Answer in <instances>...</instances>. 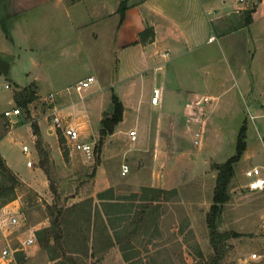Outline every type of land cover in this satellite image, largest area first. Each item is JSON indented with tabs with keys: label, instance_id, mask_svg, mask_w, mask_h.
Returning a JSON list of instances; mask_svg holds the SVG:
<instances>
[{
	"label": "rangeland",
	"instance_id": "obj_1",
	"mask_svg": "<svg viewBox=\"0 0 264 264\" xmlns=\"http://www.w3.org/2000/svg\"><path fill=\"white\" fill-rule=\"evenodd\" d=\"M258 1L250 0V5L256 6ZM52 2L22 13L17 0H0V49L6 51L0 52V57L10 63L8 73H0V155L36 192L32 201H24L25 193H21L0 207V249L5 245L18 252L7 260L0 259V264H53L36 240L28 247L20 242L31 229L35 232L49 225L48 204L69 205L88 196L97 201V189L105 185L112 186L119 197L139 192L141 186L177 190V195L159 205L154 224L150 220L144 234L132 240L131 248L141 262L191 264L197 260L195 243L204 255L209 254L206 215L216 177L212 165L235 154L242 126L246 148L234 166L230 198L217 222L219 230L239 235L229 238L222 264H264L260 227L264 222V189L249 190L244 176L248 167L264 166V141L260 138L264 136V116H258L264 113V18L249 31H233L203 47L171 53L159 70L124 80V73L132 70L118 72L117 59L113 61L118 55H113L111 42L118 12L107 6L106 10L94 11L96 0H61L70 4L67 11L53 7ZM250 35L255 36V50ZM90 61L100 64L99 79L96 77L80 93L69 89L67 94L49 83V79L58 78L60 69L67 72L59 76L60 83L73 81L84 72L82 62ZM153 85L162 91V101L155 107L149 105ZM23 88L33 90L35 99L27 109L13 103L20 109L16 122L4 119L3 111L11 106L14 92ZM204 96L208 102L190 105L183 113L186 97L199 100ZM113 98L122 106L121 120L114 124L109 121L116 113ZM51 101L62 126H74L95 147L93 159L72 150L66 140L67 159L63 158L58 129L47 115ZM139 112L133 128L137 137L130 141L128 131ZM191 114L193 118H188ZM31 122H36L40 145L48 154V177L39 165ZM195 131L200 132L197 144L193 142ZM23 145L28 148L26 152ZM123 163L129 166L125 175L120 173ZM260 170L264 176V167ZM12 216L17 218L14 225L8 223ZM252 253L260 255L259 261L251 258ZM98 264L127 263L118 245H113Z\"/></svg>",
	"mask_w": 264,
	"mask_h": 264
},
{
	"label": "trees",
	"instance_id": "obj_2",
	"mask_svg": "<svg viewBox=\"0 0 264 264\" xmlns=\"http://www.w3.org/2000/svg\"><path fill=\"white\" fill-rule=\"evenodd\" d=\"M125 9V0H122L117 8L118 24L122 22ZM147 36H153L151 28L138 32L137 41L144 42ZM35 97L36 93L26 88L14 92L13 96L17 105L26 109ZM113 101L116 113L108 120L114 124L121 120L122 106L116 98H113ZM31 126L36 136V148L40 153L39 165L48 177V170L45 167L48 154L40 145L36 122H31ZM4 127L2 125L1 128ZM104 132L105 130L100 131L98 149ZM57 138L63 158L67 159L65 139L60 130L57 132ZM245 148V126H242L238 132L235 154L222 163L212 165L216 177L212 203L206 215L210 253L204 255L195 243L193 250L197 260L191 264H222L229 250V238L239 235L235 231L219 230L217 222L218 215L230 198L229 189L234 176V166ZM94 170L93 166L90 173L93 174ZM21 193L26 195L24 201H32L35 198L33 195H36V192L7 166L0 155V207L15 200ZM128 195L116 196L114 188L110 186L96 193L97 201L88 196L69 205L48 204L49 225L35 230V240L47 251L48 259L53 261V264H98L102 254L113 245H118L127 264H146L133 252L132 240L144 234L143 230L149 228L151 221L154 224L159 205L171 195H177V190L141 186L139 192H131ZM17 253L16 251L15 254Z\"/></svg>",
	"mask_w": 264,
	"mask_h": 264
},
{
	"label": "crops",
	"instance_id": "obj_3",
	"mask_svg": "<svg viewBox=\"0 0 264 264\" xmlns=\"http://www.w3.org/2000/svg\"><path fill=\"white\" fill-rule=\"evenodd\" d=\"M121 1L122 0L119 1V4ZM50 2L52 1L17 0V6L21 12L24 13L26 10ZM52 3L53 7L64 9L66 11L70 6V4H65L61 2V0H56ZM119 4L118 2H115V0H96L95 4L93 3V6H91L94 11L106 10V6L109 10L111 8L112 11H117V5L119 6ZM125 4L126 9L124 11L122 22L117 24L116 28L113 29L111 38L113 55L116 52L118 55V58L114 57L115 55L113 56V61H116L117 59L116 68H118V72L122 73V71L126 69L132 70L128 71L127 74L123 71L125 74L123 75L124 80H131L143 73L159 70L163 64L169 61V54L171 53L176 54L185 48L195 49L203 47L215 41H219V39L224 38V36L233 31H241L244 29L249 31L250 27L258 19L264 18V0H259L256 6H251L250 0H247L243 6L238 5L235 0H125ZM78 5L80 4H77V6ZM236 7L241 8L240 13L234 11ZM114 26L115 24L113 27ZM146 28L152 29L153 36H147L144 42L137 41V33ZM215 30L218 31V35H216ZM247 34H250V32ZM254 35L252 37L250 35V38L254 43L255 50ZM0 52L5 53L6 51L0 49ZM105 53L108 57L109 54H107V52ZM106 56L104 55V57ZM81 66L84 68V72L80 74L79 77L74 78L73 81L68 80L60 83L59 81L62 79L59 78V76L67 74L65 70L60 69L56 72L57 75L59 74L58 78L54 77L52 80L49 79V83L51 82L52 85L56 84L57 87L61 88L59 90H63L69 94V92L66 91L69 82L74 83L89 75L94 76L96 81V77L100 74L98 73L100 64L90 61L82 62ZM9 69L10 63L8 71ZM91 70H95L97 74H94ZM153 87H158L160 89L159 102L157 104H151L149 101V105L155 107L162 101V91L161 87L157 85H153ZM189 99L191 100V98H185L186 102L183 108V113L184 109H187ZM13 103L15 104L14 98L12 99L11 106L6 107L5 109L17 107L13 105ZM51 106H56L53 101L49 103V107ZM139 115L140 112L138 115H135V123L130 125V129L135 128V124L139 121ZM258 116H264V113L258 114ZM18 117L19 115L11 121L16 122ZM48 131L51 133L53 130L49 129ZM79 139L85 141L80 133ZM253 166H255V164ZM263 167L264 166H261L260 169ZM156 187L172 189L162 185ZM106 188H108L107 185H105L104 188L97 190L101 191ZM257 256L256 259L259 261L260 255Z\"/></svg>",
	"mask_w": 264,
	"mask_h": 264
},
{
	"label": "built area",
	"instance_id": "obj_4",
	"mask_svg": "<svg viewBox=\"0 0 264 264\" xmlns=\"http://www.w3.org/2000/svg\"><path fill=\"white\" fill-rule=\"evenodd\" d=\"M245 0H235V2L240 5L244 2ZM236 13L241 12L240 7H236L234 9ZM95 81L94 76H86L83 79L78 80L76 83L69 85L66 87L67 90L69 89H74L76 92L80 93L84 88L88 87L92 82ZM4 87L7 88L8 84H4ZM50 97H53V94L49 95ZM159 96H160V89L158 87H152L151 89V94H150V102L151 104H157L159 102ZM209 98L204 96L202 99L200 98L199 100H193L191 99V104H187L188 109H190V105H195V107L202 103V102H208ZM51 111L47 114L50 116L51 121L54 124V127L62 133L64 136V139L66 140V143L70 146V148L74 151H77L80 153L85 159L91 160L94 157V146L87 142L79 139V132L77 129L72 126L68 125L63 127L61 123V119L59 118L57 114V109L53 106L50 107ZM193 110V109H192ZM20 114V109L18 107H14L11 109H5L3 111V117L8 119V120H13L17 115ZM188 118H193L192 114L188 116ZM128 136L131 141H134L136 139V130L135 129H130L128 131ZM194 140L193 142L195 144L198 143V137H200V132L195 131L194 132ZM261 140L264 141V136L260 137ZM23 152H26L28 150L26 145L22 146ZM27 165H31V163L28 161ZM129 171V166L127 164H122L121 165V171L120 173L122 175L127 174ZM244 176L246 178V187H248L249 190H262L264 189V176L261 173L260 167L259 166H252L248 167L244 171ZM9 224L14 225L17 223V218L15 216H12L9 221ZM262 232L264 233V222L262 223ZM35 242V233L34 230H30L27 236L20 242L21 246L23 247H28L34 244ZM15 252L14 249L10 248L9 246L3 245L0 249V259L1 260H7L11 257H13V253ZM257 255L256 253L251 254V258H256Z\"/></svg>",
	"mask_w": 264,
	"mask_h": 264
},
{
	"label": "water",
	"instance_id": "obj_5",
	"mask_svg": "<svg viewBox=\"0 0 264 264\" xmlns=\"http://www.w3.org/2000/svg\"><path fill=\"white\" fill-rule=\"evenodd\" d=\"M8 68H9V63L4 59L0 58V73L6 75L8 72ZM106 124L108 125L107 121Z\"/></svg>",
	"mask_w": 264,
	"mask_h": 264
}]
</instances>
